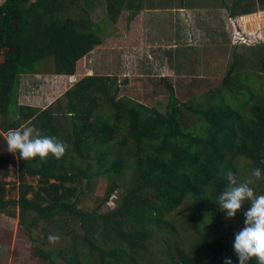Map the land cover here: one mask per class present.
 Here are the masks:
<instances>
[{
    "label": "trees",
    "instance_id": "trees-1",
    "mask_svg": "<svg viewBox=\"0 0 264 264\" xmlns=\"http://www.w3.org/2000/svg\"><path fill=\"white\" fill-rule=\"evenodd\" d=\"M105 1L116 16L127 2ZM221 2L232 19L264 12V0ZM82 23L65 0L0 4V175H10L17 156L19 179L17 197L0 183V215L19 218L41 264L236 260L219 195L229 171L243 182L255 178L253 168L264 169V81L257 72L264 73V42L255 45V62L234 53L221 83L205 94L183 101L164 79L169 94L150 105L123 93L130 78L86 75L87 56L102 39ZM46 60L53 74L82 78L44 109L19 105L23 74L42 73L37 64ZM21 126L59 138L65 154L25 160L8 151L3 135ZM100 179L106 192L87 209L83 186L92 192Z\"/></svg>",
    "mask_w": 264,
    "mask_h": 264
},
{
    "label": "rangeland",
    "instance_id": "rangeland-1",
    "mask_svg": "<svg viewBox=\"0 0 264 264\" xmlns=\"http://www.w3.org/2000/svg\"><path fill=\"white\" fill-rule=\"evenodd\" d=\"M72 1L73 0H65L68 13L70 16L73 15L78 21H81V23L83 22L82 24L86 25L90 32H93L105 41L102 48H112V46L107 44L111 38L120 40L125 39L128 32L131 31V19L138 14L136 6L140 1L144 7L150 6L156 9V11L151 12L152 17L148 15L150 18L148 21L146 20L145 23H140H143L145 27L152 30L150 35L158 42H165L166 36L167 38L170 37L171 20H169V16L175 20L177 25H180V21L177 22L176 19L182 14L181 8L186 9V14L189 13L190 17L188 23L193 25L192 30L199 31L198 37L200 39L197 40V42H202L203 40L206 45L207 42L212 40L209 46H213L215 41H222L223 48H179L172 51V57L181 53L184 54L183 61H177L174 64L176 68V72H173L174 76L168 77L176 88L177 97L183 101L190 100L192 96L200 94V92L205 94L206 91L221 83L228 69L233 64L234 53L240 54V56H247L249 63H251V61L255 62L257 55V47H255V45L264 42V12L254 14L256 17L242 16L232 19V23L227 19L228 23L226 20L228 12L221 0H127L126 7H123V12L118 16L110 13L108 4L105 0L100 1L97 6L90 8V10L87 5L91 0ZM130 1L132 2L131 5L128 3ZM226 1H228L227 4L231 3V0ZM88 15L89 17H87ZM235 29H237V32ZM229 30L236 32V46L231 44H228V46L225 44V42L228 43L229 38L231 39ZM181 33V29L173 25L172 35L179 36L182 35ZM156 36L160 37L155 38ZM242 41H247L250 46H237ZM206 46L208 47V45ZM104 53L105 56H103L102 60L100 58L99 65L101 66V64H104L101 68L116 71L115 61L118 57L115 56L114 50L109 49ZM104 53H101L100 50L95 53V57H101V54ZM118 54H120L125 63H127V60L124 57L129 56L132 58L133 56L132 53H123L119 49ZM202 57H204L205 60H201ZM213 57L215 60H213ZM185 59L186 61H184ZM89 60L88 56L87 64L91 66ZM50 61L46 60L45 63L43 62L44 65L42 62L37 64L38 69L45 66L42 73H39L45 76H37L38 74H23L21 84L17 91L19 105H30L43 109L49 105L48 101L51 100L49 98L50 96H53L52 99H54L63 92L65 85L61 86L62 83L55 82L58 75L52 73L53 63ZM153 63H156V61ZM125 70L129 71V76L133 75V73H130L128 67H126ZM257 72L262 75L261 78L264 81V73L262 71ZM65 80L67 84H71L70 78H65ZM190 89H193L192 93L189 92ZM262 89L264 91V87ZM57 90L58 92H55ZM123 93L136 99L140 98L143 102L150 105H156L158 102L161 103L169 94L166 84L160 81L158 75L148 78L131 76V82L124 88ZM3 121L4 117L0 113V125ZM3 136H6V134ZM11 160L10 175L6 177L0 175V183H6L9 197H17V187L19 185L17 175L18 157L11 158ZM247 178L254 186H264V179H262V183L260 184L258 179L250 178V175ZM30 180L34 181L31 178ZM107 186L108 183L105 179H100L94 184L92 192H89L84 185V193L81 196L82 204L87 209L96 207L98 199L104 196ZM256 194L264 195V188L263 190L257 191ZM114 205L115 200L109 203V208H112ZM248 207H250V201L244 203L242 209L237 212L234 218L227 217L226 210H223L226 226L233 233L239 231L243 227V211ZM0 264H41L37 258H34L32 245L22 233L18 217L13 218L4 214L0 215Z\"/></svg>",
    "mask_w": 264,
    "mask_h": 264
},
{
    "label": "crops",
    "instance_id": "crops-1",
    "mask_svg": "<svg viewBox=\"0 0 264 264\" xmlns=\"http://www.w3.org/2000/svg\"><path fill=\"white\" fill-rule=\"evenodd\" d=\"M137 9H138V14L131 19L130 23V29L131 31L128 32L124 40L120 39H115L111 38L108 41V45L112 46V48H102V45L104 44V40L102 39V44L98 46L97 48L94 49L92 53H90L89 56V61L90 65L88 66L87 62V73L86 75H93L95 73L97 74H104V75H114L118 76L119 78H130L131 76H136L137 78H148L151 76H159L160 81L164 82V79H168L169 76H174L173 72L175 71V66L174 64L177 61H183V55L184 54H178L176 56L172 57V51L174 49H179V48H223L222 47V41H215L213 46H209L212 43V40L206 43L208 47L205 45L203 42H197L200 38L198 37L199 31L195 30L193 31V25L191 23H188L189 21V13L186 14V9L181 8L180 10L182 11V14L178 16V19L176 21H180V25L175 22V20L171 17L169 20L170 22V27H171V34L170 37L167 38L166 36V41L165 42H158L153 39V37L150 35V32L152 30L148 29L147 27L144 26L143 23L148 21L150 18L148 15H151L152 11H156V9H153L152 7H144L142 2H138L137 4ZM168 10V8H167ZM169 12V11H168ZM168 15V13H167ZM247 16H255L256 15H247ZM152 17V15H151ZM244 17V16H243ZM230 20V23L232 18L229 17V14L226 17V20ZM227 20V22H228ZM139 21V22H138ZM152 21V20H150ZM140 22H143L142 24ZM229 23V22H228ZM173 25L177 26L179 29H181V34L179 36L172 35L173 34ZM196 26V25H195ZM229 26V25H228ZM147 28V29H146ZM197 29V28H196ZM178 30V29H177ZM228 31V30H227ZM237 32V29H235ZM235 31L229 30V35L231 36V39H228V43L225 42L226 45L231 44L233 46H236L237 44V35ZM139 32V34H138ZM160 36H156L155 38H159ZM168 40V41H167ZM203 43V45H202ZM239 43V42H238ZM245 45L246 47H249L250 45L248 44L247 41L239 43L237 46H243ZM229 46V45H228ZM232 46V47H233ZM109 49L114 50V54L116 57L115 61V67L116 71H111L110 69H104L101 68V66H104V64L99 65L100 58L101 60L103 59V56H105V51H108ZM118 49L127 54H133L132 58L124 57L127 60V63L123 61V58H121L120 54H118ZM101 50V57L98 56V58L95 57V53L99 52ZM104 50V51H102ZM181 52V51H180ZM94 55V56H93ZM87 56V59H88ZM92 58V59H91ZM201 60H205L204 57L201 58ZM213 60L215 58L213 57ZM156 63H153L155 62ZM186 61V59L184 60ZM199 61V60H198ZM210 64V63H209ZM128 67L130 69V73H133V75L129 76V71H126L125 68ZM215 67V66H214ZM176 72V71H175ZM44 74H38L37 76H43ZM45 76V75H44ZM65 78H70L71 84H67V81ZM82 76H68V75H58V78L55 79V82H60L62 83L61 86H64L63 92L55 97L54 99L53 96H50L49 98L51 99L49 102V105L52 104L56 99L61 97L69 88H71L76 82H78ZM131 82V81H130ZM61 91V90H60ZM55 92H58L55 91ZM48 97V95H47ZM47 105V106H49ZM46 106V107H47ZM44 107V108H46ZM43 108V109H44Z\"/></svg>",
    "mask_w": 264,
    "mask_h": 264
},
{
    "label": "clouds",
    "instance_id": "clouds-1",
    "mask_svg": "<svg viewBox=\"0 0 264 264\" xmlns=\"http://www.w3.org/2000/svg\"><path fill=\"white\" fill-rule=\"evenodd\" d=\"M4 140L10 152L28 160L29 158H47L50 154L61 158L67 145L59 138L51 135L34 133L31 126H21L8 129ZM251 176L257 179L264 177V169L255 167ZM228 183L219 195V203L226 216L234 218L246 201L250 207L243 211V227L234 233L232 248L237 259L224 258V264H248L255 257L259 264H264V195H257L250 181L237 182L235 174L229 171L226 177ZM54 235L49 240H56Z\"/></svg>",
    "mask_w": 264,
    "mask_h": 264
},
{
    "label": "built area",
    "instance_id": "built-area-1",
    "mask_svg": "<svg viewBox=\"0 0 264 264\" xmlns=\"http://www.w3.org/2000/svg\"><path fill=\"white\" fill-rule=\"evenodd\" d=\"M3 1H4V0H0V4H2Z\"/></svg>",
    "mask_w": 264,
    "mask_h": 264
}]
</instances>
